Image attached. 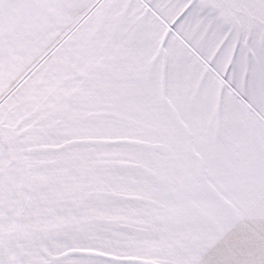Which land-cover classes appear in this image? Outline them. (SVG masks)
I'll return each instance as SVG.
<instances>
[{
    "label": "snow or ice",
    "instance_id": "1",
    "mask_svg": "<svg viewBox=\"0 0 264 264\" xmlns=\"http://www.w3.org/2000/svg\"><path fill=\"white\" fill-rule=\"evenodd\" d=\"M0 264H264V0H0Z\"/></svg>",
    "mask_w": 264,
    "mask_h": 264
}]
</instances>
